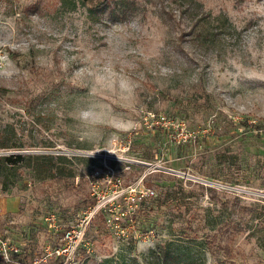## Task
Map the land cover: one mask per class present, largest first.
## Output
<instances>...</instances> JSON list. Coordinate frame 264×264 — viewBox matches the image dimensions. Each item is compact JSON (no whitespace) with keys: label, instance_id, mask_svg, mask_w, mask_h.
Listing matches in <instances>:
<instances>
[{"label":"rangeland","instance_id":"rangeland-1","mask_svg":"<svg viewBox=\"0 0 264 264\" xmlns=\"http://www.w3.org/2000/svg\"><path fill=\"white\" fill-rule=\"evenodd\" d=\"M98 1L0 0V264H264V0Z\"/></svg>","mask_w":264,"mask_h":264},{"label":"trees","instance_id":"trees-1","mask_svg":"<svg viewBox=\"0 0 264 264\" xmlns=\"http://www.w3.org/2000/svg\"><path fill=\"white\" fill-rule=\"evenodd\" d=\"M190 3H196L194 0H189ZM115 4L119 3V1L115 0ZM121 3V1H120ZM109 2L107 0L98 1L96 6L98 8H103L104 6L108 5ZM56 158L57 160L66 159L64 155H50V154H23V153H16L10 155H1L0 156V175L4 176L2 179V183L6 186L7 177L15 173V169L17 167H27L32 169V171L41 174L42 176H56L61 177L63 176V167L58 164L52 162L53 159ZM40 162H44L43 165H39ZM40 175V176H41Z\"/></svg>","mask_w":264,"mask_h":264},{"label":"built area","instance_id":"built-area-1","mask_svg":"<svg viewBox=\"0 0 264 264\" xmlns=\"http://www.w3.org/2000/svg\"><path fill=\"white\" fill-rule=\"evenodd\" d=\"M162 124V123H161ZM79 231L76 229V228H71V229H68L65 231V233L63 234L62 236V239H63V247L61 249H56V253L57 254H66L69 253V252H73V250L75 249V247H77V244L79 242ZM4 241H2L0 239V248H4Z\"/></svg>","mask_w":264,"mask_h":264}]
</instances>
